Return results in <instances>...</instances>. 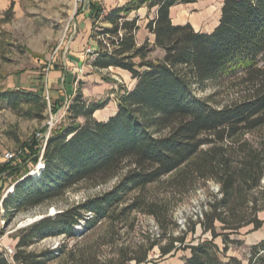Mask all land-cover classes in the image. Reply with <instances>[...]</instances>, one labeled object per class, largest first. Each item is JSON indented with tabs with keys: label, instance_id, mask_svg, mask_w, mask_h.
Instances as JSON below:
<instances>
[{
	"label": "trees",
	"instance_id": "trees-1",
	"mask_svg": "<svg viewBox=\"0 0 264 264\" xmlns=\"http://www.w3.org/2000/svg\"><path fill=\"white\" fill-rule=\"evenodd\" d=\"M196 2L128 0L108 13L99 4L90 6L91 39L98 45L91 66L125 71L136 84L120 95L117 112L107 121L97 120L95 114L108 102L88 103L78 90L68 107V123L52 130L43 153L45 168L37 177L30 175L29 164H39L42 141L35 134L22 143L10 134L22 145V156L16 165H0V181L15 180L14 192L2 206L15 216L53 203L74 186L107 185L128 170L111 190L20 229L15 264H47L51 252L36 254L29 249L50 237H75L80 224L87 232L106 223L110 243L115 244L118 227L134 228L132 215L137 211L154 217L162 235L158 239L148 235L141 243L117 250L121 256L114 264H155L150 254L156 248L160 259L189 250L184 264H243L236 257L224 258L227 234L247 226L264 227L258 218L264 210V135L258 142L245 138L264 131V0H225L220 23L211 34L172 22V7ZM142 8L157 9L146 27L155 40L139 46L140 17L132 15ZM156 50L163 57L151 60ZM236 80L250 85L249 96L240 101L219 106L213 97L200 96ZM46 96L44 87L37 92L2 89L0 112L9 109L19 117L44 120L49 107ZM50 105L52 113L59 111V102ZM174 174L169 183L180 193L200 180L220 185L221 197L209 203L198 222L212 239L186 244L196 223L183 236L173 237L170 231L175 224L167 203L143 197L147 187ZM219 224L227 234H218ZM167 236L169 244L160 246ZM219 237L224 238L223 249L215 243ZM0 264H11L1 251ZM249 264H264V240L252 247Z\"/></svg>",
	"mask_w": 264,
	"mask_h": 264
},
{
	"label": "rangeland",
	"instance_id": "rangeland-1",
	"mask_svg": "<svg viewBox=\"0 0 264 264\" xmlns=\"http://www.w3.org/2000/svg\"><path fill=\"white\" fill-rule=\"evenodd\" d=\"M92 4L101 5V1L86 0L81 5L77 0H0V90L4 88L2 84L8 79L15 81L29 79L31 81L32 73L38 74L35 81L38 80L37 78H41L39 89L42 87L46 89L43 82L48 79L51 72H62V82H60L62 102H59L60 109L57 113H52L51 106H49L46 118L38 120L19 117L9 109L0 112V157L6 152H13L16 155L15 162H12L13 165H16L22 156V145L17 143L10 134H15L24 143L30 141L35 134L42 133L52 118L56 123L55 128L66 125L68 123V107L78 90H82L88 103L108 102L105 109L95 114L97 120H103L115 115L120 95L124 91L133 89V79L126 73L115 69L100 71L91 66L93 57L91 53H87V50L91 49L92 52H95V42L89 40L93 25V20L90 18ZM82 40L90 41L94 45L87 43L84 46V50L81 52L84 54L82 66L78 68L77 57L73 55L75 52H72L71 48L74 42ZM60 48L62 49V61L60 60L61 56L57 53ZM162 57L163 53L156 50L151 54L150 59L157 60ZM66 83L68 86H65ZM249 94L250 85L236 80L220 88L212 87L200 96H211L214 102L223 106L240 101ZM51 103H54L52 99ZM79 121L84 123L83 119ZM260 134L264 135V131L259 134H246L245 138L258 142L261 141ZM37 168V166L29 164L31 176H38L34 175ZM127 170L122 171L118 178L107 185L92 187L81 184L74 186L53 203L15 216L7 214L4 207L1 206V242L5 246L16 248L17 232L20 229L45 217H54L62 211L82 204L88 198L111 190L115 184L122 180ZM173 176L175 174L147 187L142 193L143 197L150 202L167 203L170 219L175 224V227L170 231L173 237L183 236L189 231L192 223H196L195 233H189L186 244L195 245L202 240L212 239L210 233H203L198 222L204 218L209 203L215 197H221L220 185L214 181L200 180L192 188L191 185H186L191 189L180 193V189L172 188L169 183ZM14 184L13 178L3 180L0 199L5 197ZM262 185H264V180ZM137 194V191L130 194L128 199H133ZM201 213L203 218L200 217ZM258 218L264 221V210L258 214ZM132 220H135L134 228L118 227V235H116L118 242L115 244L110 243L112 238L106 232L104 227L106 223L87 232L83 224H80L75 228L77 231L75 237H50L35 244L29 250L36 254L51 252L52 259L47 264H114V261L121 256L117 254V250L120 251L133 244L141 243L148 235L155 239L162 235V229L154 217L137 211L133 213ZM218 227V234H227L220 229V224ZM227 235L229 236L226 243L228 252L225 254L224 260L227 261L228 257H236L243 264H249L252 247L264 240V227L254 230L253 226H247L240 229L238 233ZM169 236L167 239H162L160 246L169 244ZM223 239V237H219L215 240L221 249L224 248ZM176 246L180 247V244H176ZM189 255V250H179L174 255L171 254L160 259V250L156 248L150 254V260L155 264H184Z\"/></svg>",
	"mask_w": 264,
	"mask_h": 264
},
{
	"label": "crops",
	"instance_id": "crops-1",
	"mask_svg": "<svg viewBox=\"0 0 264 264\" xmlns=\"http://www.w3.org/2000/svg\"><path fill=\"white\" fill-rule=\"evenodd\" d=\"M100 1L103 9L107 13L115 8H119L126 5L128 2V0H100ZM224 2L225 0H197V2L194 4L176 5L172 7L170 11L172 22L174 25L190 24L196 32L211 34L218 27L220 23L221 10ZM156 14H157V9L155 8L151 10H149L148 8H142L137 13H134L132 15V18H134L137 15L140 17V22H139L140 30L137 33V43L139 46H141L146 40H149L151 44L154 43L155 37L154 35L148 32L146 27L149 21L154 20L156 18ZM89 37H90L89 40L95 42L94 51H96L98 49V45L96 41L91 39V36ZM87 43H90L92 46L94 45V43L87 40L74 42L72 45L71 49L72 52H75L73 55H76L75 57H77L76 62L78 68L82 66V60L84 54L81 52L84 50V46L87 45ZM59 50L57 53L61 56L60 60L62 61V49L60 48ZM115 70H120V69H115ZM122 72L131 76L129 73L125 71ZM36 77H38V74L32 73L31 81L29 79L19 80V81L8 79L6 82L2 84L4 87L3 90L16 89V90L37 92L39 90L40 83L39 80L35 81ZM68 77H70V75H68ZM72 79L74 78L72 77ZM132 81L135 86L136 81L134 80ZM60 82H62L61 71L51 72L48 79H46V81L43 82L46 85V92L49 93L53 102H62V85H60ZM65 86H68V83H66ZM108 119L109 118H105L99 121H107ZM2 183L3 181H0V189H3ZM190 255L187 256V258H189Z\"/></svg>",
	"mask_w": 264,
	"mask_h": 264
},
{
	"label": "built area",
	"instance_id": "built-area-1",
	"mask_svg": "<svg viewBox=\"0 0 264 264\" xmlns=\"http://www.w3.org/2000/svg\"><path fill=\"white\" fill-rule=\"evenodd\" d=\"M77 1H78V3H80L82 5V4L85 3L86 0H77ZM87 53L93 54L94 52H92L91 49H88ZM46 100L48 102V105L51 106L50 105L51 104V99H50V95H49L48 92H47ZM55 125H56L55 120L52 118L51 121L48 123V125L46 127V131L44 133L37 134L38 138H40V140L42 141V145H43V150H42V154H41V157H40L39 164L42 163L44 149H45L46 144H47V142H48V140H49V138L51 136L52 130L55 128ZM15 160H16V155L13 152H6L0 158V165L3 164V163L15 162ZM38 165H37V167H38ZM12 188H14V186ZM12 188L8 191V193L2 199L0 207L2 206L3 200H5L8 197V195L12 194L11 193ZM200 217L203 218V214L202 213L200 214ZM1 241L2 240L0 239V251L4 254V257L10 261L11 264H15L14 255L16 253V248H12L10 246H5V245H3V243Z\"/></svg>",
	"mask_w": 264,
	"mask_h": 264
},
{
	"label": "bare ground",
	"instance_id": "bare-ground-1",
	"mask_svg": "<svg viewBox=\"0 0 264 264\" xmlns=\"http://www.w3.org/2000/svg\"><path fill=\"white\" fill-rule=\"evenodd\" d=\"M45 165L43 163H40L38 168L34 171V175H39L40 171L44 170ZM14 192V188H12L11 193Z\"/></svg>",
	"mask_w": 264,
	"mask_h": 264
}]
</instances>
